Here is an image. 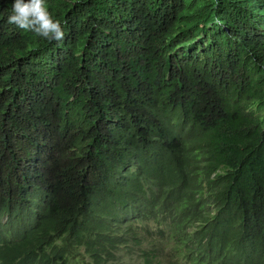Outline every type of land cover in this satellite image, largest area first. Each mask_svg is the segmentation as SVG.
Wrapping results in <instances>:
<instances>
[{
	"label": "trees",
	"instance_id": "obj_1",
	"mask_svg": "<svg viewBox=\"0 0 264 264\" xmlns=\"http://www.w3.org/2000/svg\"><path fill=\"white\" fill-rule=\"evenodd\" d=\"M0 0V264H264V0Z\"/></svg>",
	"mask_w": 264,
	"mask_h": 264
},
{
	"label": "clouds",
	"instance_id": "obj_2",
	"mask_svg": "<svg viewBox=\"0 0 264 264\" xmlns=\"http://www.w3.org/2000/svg\"><path fill=\"white\" fill-rule=\"evenodd\" d=\"M7 23L48 41H61L62 23L48 9L47 0H13Z\"/></svg>",
	"mask_w": 264,
	"mask_h": 264
},
{
	"label": "rangeland",
	"instance_id": "obj_3",
	"mask_svg": "<svg viewBox=\"0 0 264 264\" xmlns=\"http://www.w3.org/2000/svg\"><path fill=\"white\" fill-rule=\"evenodd\" d=\"M135 260H136V255H133L131 260H129L127 258H123V259H121L118 262L114 261L112 264H130V263H132Z\"/></svg>",
	"mask_w": 264,
	"mask_h": 264
}]
</instances>
